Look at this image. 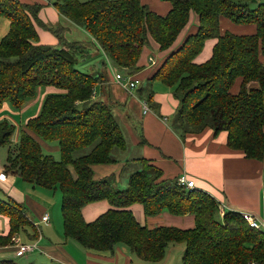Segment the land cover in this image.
I'll use <instances>...</instances> for the list:
<instances>
[{"label": "trees", "instance_id": "obj_1", "mask_svg": "<svg viewBox=\"0 0 264 264\" xmlns=\"http://www.w3.org/2000/svg\"><path fill=\"white\" fill-rule=\"evenodd\" d=\"M168 1L170 10L160 15L141 0H58L54 3L58 12L92 37L89 42H70L63 27L54 29L41 22L39 4L0 0V17L10 21L9 32L0 40V111L5 104L22 110L41 87L58 91L49 94L40 113L20 128L5 172L18 174L34 187H58L64 236L87 249L107 252L123 244L143 261L157 263L165 258L169 245L184 244L182 264H264V229L251 227L241 213L224 209L208 192L189 190L177 180L159 182L162 173L148 160H138L140 167L125 188L111 177L94 176L93 166L118 161L112 153L125 151L127 140L111 107L95 100L96 87L106 74L84 72L77 65L95 47L117 71L137 79L138 61L149 39L161 51L170 50L191 12L198 17L195 32L156 66L142 87V99L152 105L151 84L159 81L179 100L175 124L180 123L184 134L204 127L213 128L215 135L225 131L230 149L247 159H264V3L251 8L250 3L258 1ZM222 19L253 25L255 32H222ZM36 24L51 31L58 45L40 44ZM208 40H216L212 55L197 63ZM238 79L240 89L232 93ZM16 128L7 118L0 121V145L12 144ZM38 139L57 142L60 159L44 153ZM103 200L111 207L86 222L83 208ZM135 203L143 206L146 217L163 212L193 215L195 227L143 226L129 209ZM0 215L10 224L9 233L0 234V247L11 245L12 237L29 226L34 227L32 241L39 239L41 232L23 204L0 197ZM0 264L16 263L0 260Z\"/></svg>", "mask_w": 264, "mask_h": 264}, {"label": "crops", "instance_id": "obj_2", "mask_svg": "<svg viewBox=\"0 0 264 264\" xmlns=\"http://www.w3.org/2000/svg\"><path fill=\"white\" fill-rule=\"evenodd\" d=\"M26 4H39L41 10L39 19L41 22L54 29L63 27L64 37L70 42H89L92 37L82 27L73 24L55 8L54 3L58 0H20ZM142 3L157 14L165 15L170 10L168 0H141ZM263 1V0H258ZM222 32L229 31L234 34H252L255 32L253 25H235L227 19L221 20ZM198 26V17L194 12L190 14L188 25L182 30L172 48L168 51H161L159 45L149 39L145 45L138 61L140 71L136 74L138 86L145 85L156 66L172 50L176 49L187 37L195 32ZM10 29V21L5 17H0V40L4 38ZM40 44L58 45V38L48 29L36 24ZM69 37V38H68ZM216 40H208L203 52L196 58L197 63L207 61L212 55V49ZM89 52V58L82 59L83 62L92 60L96 54ZM101 51V50H100ZM102 54H104L102 52ZM104 58V56H103ZM102 69L92 71L106 74V79L96 87L97 95L106 100L115 95L118 87L120 91L133 96L141 105L135 114L141 117V125L136 128L137 136L132 145L131 155H126L128 147L122 152L118 161L112 164H101L93 166L96 179H106L112 177L116 185H125L126 178L122 181L124 166L136 165L139 169L140 159L148 160L162 173L158 181L177 180L179 176L185 174L189 180L194 181L195 189L203 190L211 194L217 202L226 210L239 213H252L264 223V159H247L240 151H234L227 145V132L221 131L214 134L211 127H204L198 132L186 133L184 141L172 131L171 126L175 125L172 119L178 106L179 100L173 95L171 88L163 85L159 81L151 84L152 105L149 111H144L145 100L137 95V92L127 91L113 82L114 72L111 60L106 57ZM117 71V70H116ZM119 72V71H118ZM121 73V72H120ZM123 74V73H122ZM148 79V80H147ZM144 83V85H143ZM241 80L238 79L232 87V93H237L240 89ZM135 91V90H133ZM58 91L51 87H41L38 89L36 97L29 100L22 110L16 111L7 104L0 111V121L9 119L19 130L26 122L40 113L44 99L51 93ZM97 96V97H98ZM171 125V126H170ZM140 135V136H139ZM19 134L14 138L18 141ZM49 152H59L58 146H50L38 139ZM5 166V165H4ZM135 170V171H136ZM76 178L75 172L72 170ZM129 178V177H128ZM22 180L18 174L8 173L6 180H0V193L2 198L11 197L18 203L25 204L29 208L26 211L28 218L39 224L41 250L26 253L29 255L26 260L19 264H182V257L185 245L170 246L167 249L165 258L157 263L145 262L129 247L119 244L113 250L107 252H96L87 249L73 239L64 236L63 216L61 212V196L56 193L49 194ZM54 190V189H53ZM110 204L103 200L86 205L82 214L86 222H92L105 213ZM136 220L141 225L150 228L157 226L176 227L180 229H191L195 227L193 215L177 216L168 212H163L154 217H146L141 204L135 203L129 207ZM49 214L50 220L43 222L42 217ZM33 226V225H32ZM10 230L9 219L0 215V234L7 235ZM34 227L28 228L26 232L18 235L23 242L32 241ZM37 237V238H39ZM18 254V248L11 245L0 247V260H18L23 257Z\"/></svg>", "mask_w": 264, "mask_h": 264}, {"label": "rangeland", "instance_id": "obj_3", "mask_svg": "<svg viewBox=\"0 0 264 264\" xmlns=\"http://www.w3.org/2000/svg\"><path fill=\"white\" fill-rule=\"evenodd\" d=\"M255 1H258V0H255ZM259 3H264V0L258 1L257 3L251 2L250 7L255 8L257 6V4H259ZM42 29L45 30V28H43V27H42ZM91 53H93V55L94 54H96V55L94 56V58L92 60L90 59L87 62L82 63V60H81L79 62V64L77 65L79 70H82L84 72L89 73L94 69H102L103 68V66H104L103 63H106V56L104 54H102V51H97V49L95 47H92ZM103 56H104V58H103ZM141 85H142V83L140 84V88L142 89L141 91L137 92V89H136L135 91H132V92H137L138 96H140L141 98H145V96H144L145 88H142ZM143 85H144V83H143ZM257 85H258V83L255 82L254 86H257ZM145 86H146V82H145L144 87ZM115 89H116V92H115V95L112 96V98L109 97V98H106V100H105V99H103L97 95L98 98H96L95 100L101 99V100L105 101L108 104V106L111 107L115 117L117 118V120H118V122H119V124L123 130V133L126 137V140H127L128 151H127L126 155H131V149L133 148L132 145L135 143V137L137 136L136 128L139 125H141V117L139 114H137V113L135 114V111H137V109H141V105L137 102V100L135 98H133V96L128 95L123 91H120L118 89V87H116V86H115ZM172 119L177 120L178 119L177 115L174 114ZM171 129L178 136V138L181 140V142L184 141V137L186 136V134H184V128L182 126H180V123L177 122L175 125L171 126ZM17 134H19V133H18V130L16 129V132L12 136V144L11 145H9V146L8 145H0V166H1V168H4V165L7 164V157H8L9 149L15 148V146H17L18 141L16 143L14 142V138L16 137ZM42 142L47 143L50 146H53V145L58 146L57 142H46L43 140H42ZM42 149H43L44 153H47V154L52 153V155L55 157L56 160L60 159V153L59 152H49L50 150H47L44 145H42ZM122 152L123 151H120V150H114L112 153V156L118 160V158H120V156H122ZM122 170L124 171L122 181L126 178V180H125L126 184L121 186V184H122L121 183L118 186L120 188L121 187L125 188L127 186L128 177L136 170V165L124 166L122 168ZM110 181H114V179L111 177ZM28 186H31V185H28ZM37 188H39L41 190H45V191L49 192V194H51V195L56 193L57 197L61 196V191L58 187H57V189H54V190H48V189H45L42 187H37ZM0 196H2L1 193H0ZM28 209L29 208L27 207V205L24 204V210L29 212ZM172 245L178 246L180 244H171L168 247H170ZM28 256L29 255H25L23 257H20V259L18 258L17 261L14 260V262L16 264H19L20 261L26 260V258Z\"/></svg>", "mask_w": 264, "mask_h": 264}, {"label": "built area", "instance_id": "obj_4", "mask_svg": "<svg viewBox=\"0 0 264 264\" xmlns=\"http://www.w3.org/2000/svg\"><path fill=\"white\" fill-rule=\"evenodd\" d=\"M112 69L114 72L113 82H115L116 84H118L119 86H121L123 89L127 91H133L137 88L138 82H139L138 80L130 76H125L124 74L116 71L113 67ZM144 111L145 112L149 111V106L147 105V103H144ZM6 178H7V173L5 172V169L1 168L0 166V180H6ZM177 181L179 184L184 185L189 190L195 189L194 181L189 180L187 175L185 174L179 176ZM241 214L243 215L244 219L249 223L251 227L255 229H264V223L261 222L254 214L252 213H241ZM49 220H50L49 214H45L42 217L43 222H48ZM34 226L37 229H39L38 223H34ZM40 238L41 236L36 241L23 242L20 236L18 234H15L12 237V244L18 248V254L23 256L26 253L41 250L40 245H39Z\"/></svg>", "mask_w": 264, "mask_h": 264}]
</instances>
